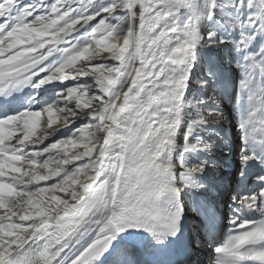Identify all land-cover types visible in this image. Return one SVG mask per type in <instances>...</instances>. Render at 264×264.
Masks as SVG:
<instances>
[{"label":"snow or ice","instance_id":"obj_1","mask_svg":"<svg viewBox=\"0 0 264 264\" xmlns=\"http://www.w3.org/2000/svg\"><path fill=\"white\" fill-rule=\"evenodd\" d=\"M264 264V0H0V264Z\"/></svg>","mask_w":264,"mask_h":264},{"label":"bare ground","instance_id":"obj_2","mask_svg":"<svg viewBox=\"0 0 264 264\" xmlns=\"http://www.w3.org/2000/svg\"><path fill=\"white\" fill-rule=\"evenodd\" d=\"M203 258H205L206 262H207V258H208V250H205L204 252H202L200 254V256L198 257V260H203Z\"/></svg>","mask_w":264,"mask_h":264}]
</instances>
